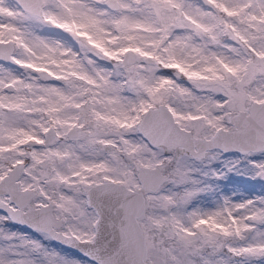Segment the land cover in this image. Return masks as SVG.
<instances>
[{
	"label": "snow or ice",
	"instance_id": "6c2138e0",
	"mask_svg": "<svg viewBox=\"0 0 264 264\" xmlns=\"http://www.w3.org/2000/svg\"><path fill=\"white\" fill-rule=\"evenodd\" d=\"M0 264H264V0H0Z\"/></svg>",
	"mask_w": 264,
	"mask_h": 264
}]
</instances>
